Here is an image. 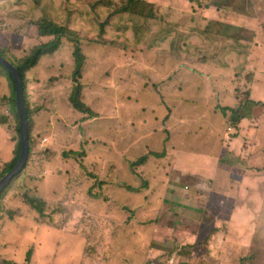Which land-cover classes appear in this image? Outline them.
<instances>
[{
    "label": "rangeland",
    "instance_id": "374dc122",
    "mask_svg": "<svg viewBox=\"0 0 264 264\" xmlns=\"http://www.w3.org/2000/svg\"><path fill=\"white\" fill-rule=\"evenodd\" d=\"M74 1L62 0L56 22L77 8ZM143 1L152 4L154 18H110L127 2L111 0L113 6L100 7L102 32L94 17L87 19L96 36L84 35L80 100L94 116L69 103L76 85L70 43L24 74L26 97L39 110L27 163L0 194V262L26 264L30 252L29 264H264V72L250 61L240 78L230 66L237 60L228 63L224 55L226 40L245 31L244 24L264 31V0H217L219 8L214 0ZM30 24L0 13V48L15 62L47 40L34 37ZM253 38L235 49L256 46ZM193 46L199 52L186 59L181 51ZM10 94L0 68V120L13 124ZM16 142L0 127V174ZM142 156L145 165H132ZM220 157L234 159V170L213 180L212 163ZM228 178L243 199L215 191ZM254 178L263 184V200L249 228L223 239L222 231L211 236L210 224L199 227L215 201L226 211L251 208L245 198ZM194 188L203 197L189 198ZM26 195L43 202L42 217ZM206 197L211 201L204 203Z\"/></svg>",
    "mask_w": 264,
    "mask_h": 264
},
{
    "label": "trees",
    "instance_id": "16d2710c",
    "mask_svg": "<svg viewBox=\"0 0 264 264\" xmlns=\"http://www.w3.org/2000/svg\"><path fill=\"white\" fill-rule=\"evenodd\" d=\"M111 0H106L104 3L105 5H94V3L90 1H82V0H75L74 4L77 8L70 7L66 14L67 17L64 20L59 19V23L56 22V14L63 5L62 0H0V13L4 14L6 17L9 18H18L24 19L27 18L30 21V27L35 26L36 28L32 30V35L34 37L40 38L41 40H45L43 44L35 45L31 52L22 58L20 62H15L10 57L6 56L3 51V48H0V55L5 57L7 61H9L15 68L18 69L21 78L23 80L22 88H23V95H24V102L27 112V119L29 122V133H30V124H32V116L39 110V106H32L30 101H28V96L26 97V90H25V78L24 74L26 71H29L33 67L37 65V63L41 60L44 56H52L62 45L63 41L70 43L73 46V59H74V70L72 73V80L75 81L76 85L74 86L71 95L69 96V103L74 110L82 114H90L94 116L93 112L80 100L81 96V86L79 84V79L81 78L82 67L85 61V56L81 50L82 44L84 41V35L93 40L96 36L90 26L87 23V19L89 17H94V20L98 22V26L100 28V32L103 31L104 27L107 25V22L100 21L101 20V13L102 10L100 7L104 8L109 5ZM57 4V10L54 11L53 4ZM113 6V3L110 4ZM213 7L219 8V3L217 0L213 1ZM108 8V7H107ZM148 8V10H146ZM105 9V8H104ZM111 9V8H110ZM94 11H96V15L94 16ZM137 14V15H147L149 19L154 18L155 14L153 11V6L150 3H144L143 0H127L125 5H122L117 10H113L110 14V18H114L117 14ZM245 14V13H244ZM109 18V19H110ZM92 31L91 34L87 35L89 31ZM240 32L232 33L225 42V49L224 55L228 63H230L231 59L228 56V51L234 53L235 57L233 59L237 60L236 64L230 65L232 69H239L241 68L247 59V54L245 51L241 53V50L248 49V44L240 45V49H235L238 43L242 40L237 35ZM198 35H204V31H198ZM192 37L195 36L192 34ZM199 52V50L195 49V46L189 47L181 51V53L186 57V59H193L195 55ZM177 52L175 55L177 56ZM201 55L205 57H211V54L208 50H201ZM4 75L8 78L11 83V94L7 97L10 107L8 108L10 115L12 116L13 124L7 119L0 120V127H2L6 132H8L12 137L17 139L16 148L14 152V157L11 161L5 164L4 171L0 174V179L9 171L11 170L14 165L16 164L18 157H19V150H20V143L18 141L20 127H19V120L18 114L16 112L15 106V87L14 82L11 76L4 70L1 66ZM222 113H225L226 110H229L232 115L236 112L232 109H225L222 108ZM245 118H236L235 122L239 123L240 120ZM30 148V147H29ZM157 157H162L160 154H156ZM147 160L146 156H142L139 158L137 162L132 165L135 166H143ZM189 198H196L193 195V192L189 195ZM25 202L34 209L41 217V213L43 212V202L38 200L37 197H30L26 195ZM30 252L26 254V264H29L30 261ZM0 264H14L10 261L3 260Z\"/></svg>",
    "mask_w": 264,
    "mask_h": 264
},
{
    "label": "crops",
    "instance_id": "0c3cea01",
    "mask_svg": "<svg viewBox=\"0 0 264 264\" xmlns=\"http://www.w3.org/2000/svg\"><path fill=\"white\" fill-rule=\"evenodd\" d=\"M246 1L247 0H245V2ZM253 5L257 6L258 4L256 1H253ZM244 13L245 14L250 13L248 11V4H245ZM232 19L236 21L235 17L234 18L230 17V20ZM233 25H237V24L234 23ZM243 26L245 28V31H242L240 33H242L244 38L241 40L246 41L250 36H254L252 40H255V43H257L256 46L255 44L252 45V42L247 43L249 47L248 50L247 49L244 50L248 56L245 63L248 64L250 61H252L255 65V68H258L259 71L264 72V31L263 30L260 31L258 27L249 28L245 24ZM228 56L230 59H233L235 57L234 53L231 52L230 50L228 51ZM251 95L252 98L254 97V95H256L253 89L251 91ZM252 101H254V99H252ZM258 102L259 99H257V103ZM221 159L222 157L218 158L215 162L212 163L213 180H215L220 175L223 169L234 170L233 168L234 159L228 160V163H222ZM232 181H233L232 179L228 178L226 184L227 186L218 185L215 188V191L218 194L227 196L229 198H233L236 201L239 199H243V196L238 195L235 190H230ZM249 188L250 190L246 189L245 202L248 203L251 206V208L249 206L239 207L237 209L231 207L229 211H226L224 206H221L220 201H215L213 211L212 212L206 211L203 214L204 216L199 218V224H200L199 227L201 228L202 226H207L208 224H210L211 230H213L211 232L212 233L211 236L215 234L216 236H219L220 232L222 231L223 239L236 238L244 225H246V228H249L251 222L255 220L256 217H258V205L263 200V194L259 192L263 190V184L259 182V178H254V181L249 185ZM191 190L194 196L197 197L199 194L200 196L203 197L202 190H198L197 188ZM187 192L189 193V190H187ZM188 193L185 195H188ZM207 197L203 200L204 203L211 201V200H206ZM209 199L211 198L209 197ZM199 209L202 210V204L199 205ZM221 220H226L227 224L224 226ZM236 230L238 231V233H236ZM228 249L234 250V248H230V246H228Z\"/></svg>",
    "mask_w": 264,
    "mask_h": 264
},
{
    "label": "water",
    "instance_id": "95a60500",
    "mask_svg": "<svg viewBox=\"0 0 264 264\" xmlns=\"http://www.w3.org/2000/svg\"><path fill=\"white\" fill-rule=\"evenodd\" d=\"M0 66L7 71V73L11 76L14 82L15 87V106L16 112L18 114L19 120V157L14 165V167L9 170L1 179H0V194L9 184V182L13 179V177L17 176L23 167L26 165L29 155V122L27 119V112L24 102L23 95V80L21 75L15 66H13L9 61H7L3 56L0 55Z\"/></svg>",
    "mask_w": 264,
    "mask_h": 264
},
{
    "label": "clouds",
    "instance_id": "9594fccd",
    "mask_svg": "<svg viewBox=\"0 0 264 264\" xmlns=\"http://www.w3.org/2000/svg\"><path fill=\"white\" fill-rule=\"evenodd\" d=\"M245 67H246V63H245L241 68L237 69L236 71H234V69H232V70H233V72L235 73V75H237L238 77L241 78V76H243V74H244ZM249 100H250V99H249ZM251 102H254V101L251 100ZM258 103H259V102H258ZM256 104H257V103H256ZM185 188H187V187H185Z\"/></svg>",
    "mask_w": 264,
    "mask_h": 264
}]
</instances>
